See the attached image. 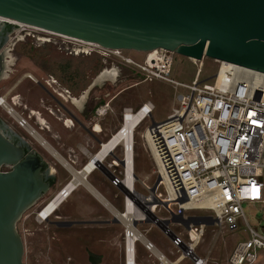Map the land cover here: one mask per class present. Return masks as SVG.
<instances>
[{"label":"built area","instance_id":"obj_1","mask_svg":"<svg viewBox=\"0 0 264 264\" xmlns=\"http://www.w3.org/2000/svg\"><path fill=\"white\" fill-rule=\"evenodd\" d=\"M94 53L105 59L119 58L136 68L144 79L135 86L163 81L175 91L178 88L189 91V95L176 97L177 106L164 122H153L144 130V146L155 164L151 176L141 180L136 174L135 139L131 151L118 146L112 152L121 163L109 155L113 160L106 166L103 164L109 172L110 185L123 196L122 210H115L121 218L112 215L123 228L124 264H130V261L138 264V245L155 259L156 263L152 264H179L181 259L208 264V256L200 258L197 249L210 226L197 225L198 218L205 217L206 223L215 222L214 226L234 232L241 222H246L244 204L264 205V73L214 61L219 68L214 83L207 84L200 79L207 60L204 56L201 61L189 59L197 67V73L192 84L185 85L171 78L177 56L173 52L158 49L146 53L144 63L126 57L124 51L95 46L88 55ZM114 69L108 70L112 72ZM30 80L35 81L32 77ZM2 98L0 108L4 107ZM5 102L10 105L6 97ZM147 106L149 108L145 110ZM108 107L99 106L97 117L104 118ZM140 108L139 112L145 111L143 122L152 120L154 104L147 102ZM128 112L134 110L124 108L122 119ZM18 118L20 128L33 129L28 120L19 114ZM114 137L112 134L109 139ZM107 141L99 147L102 148ZM118 149L122 151L120 157L115 155ZM82 154L88 162L95 153L82 148ZM68 163L73 168L77 165L73 160ZM63 168L71 179L51 202L66 195V188L74 180L70 171ZM115 198L118 199V195ZM50 204H45L42 209ZM41 210L35 218L39 224L47 222ZM144 226L148 228L141 230ZM153 228L169 239L174 260L166 259L147 238ZM174 228L183 229L186 239L181 238ZM248 228L250 239L235 246L229 264L258 263L257 251L264 250V236Z\"/></svg>","mask_w":264,"mask_h":264},{"label":"rangeland","instance_id":"obj_2","mask_svg":"<svg viewBox=\"0 0 264 264\" xmlns=\"http://www.w3.org/2000/svg\"><path fill=\"white\" fill-rule=\"evenodd\" d=\"M6 29L8 28H5V24L1 22L0 54L9 49L14 58L10 59V62L14 63L11 67L10 79L8 78V80L0 82V89H4L5 92L18 84L26 74L40 79L46 78L48 75L57 78L55 74L60 76L61 72L66 73V77L69 74L76 75V79L79 82L77 92H81L94 79L96 83L98 77L107 69L115 68L118 73L117 81H104L97 84L98 87L89 96L90 104H95L99 100H105V96L110 90L114 94L111 102L113 112L104 118L97 117L96 121L97 126L101 127V130L105 131V129H108L113 134L117 133L123 125L122 116L124 108L127 107L136 112L147 102L154 104L155 111L152 120H146L142 125L137 127L134 135L136 174L141 180H144L147 176H151L155 169V164L144 146L145 143L142 139L144 130L148 124L152 125L153 122H164L171 115L173 108L177 106L176 97L179 95H189V91L184 88H178L175 91L171 85L163 81L146 82L135 86L143 81L144 77L136 68L126 65L119 58L105 59L96 53L92 55H75L73 50L78 49V44L74 42L55 36L46 37L33 31H23L17 34L13 28L11 30ZM41 37L48 38V41L39 40ZM124 55L137 63H144L146 59V53L125 51ZM1 59V61H5V57L4 59L1 57ZM218 68V63L213 60L207 59L204 61V68L200 77L201 81L212 85L215 81L214 77L217 74ZM196 73L197 67L188 58L181 55L176 56L171 78L179 83L191 85L195 80ZM29 89H32V83L28 79H25L13 95H16L15 98L19 102L28 106H34L35 94L39 93L40 95L43 91L36 87L34 94H32V90L29 91ZM8 102L11 104L10 100ZM15 111L17 112L16 108ZM17 113L19 114V112ZM22 117L25 118V116ZM0 119L17 134L26 140L32 141L35 151L48 162L50 167H53L58 172L57 181L53 184L52 189L18 223V231L25 245V264H92V258L94 260L99 259L97 264H124V257L121 251L122 236L120 234L123 229L120 225L106 223L104 225H75L70 228H58L53 224L55 221L112 222L115 219L83 187H80L47 222L43 224L36 222L37 213L71 179V176L40 143L33 139V136L20 128L15 119L10 117L2 108H0ZM39 120V123L43 125V120ZM60 128L58 126L55 132L49 134L38 131L37 128L35 130L66 161H69V151L73 148L75 153L71 155L78 156L77 158H79L75 169L81 170L87 164V158L77 150V147L79 143L84 144V142L82 138L77 136L76 132H66L68 136L64 137L60 133L62 130ZM62 131L64 132V130ZM56 136H61V140L56 139ZM109 138L110 136L106 137L104 141H107ZM99 150L100 147L97 144L90 151L97 154ZM96 154L90 156L88 161ZM121 154L122 151L120 149L116 150L115 155L120 157ZM111 160L110 157L107 158L104 165L110 163ZM88 181L106 200L113 203L117 209L122 210L123 196L110 185L107 176L103 172L96 171L89 177ZM115 195H118V199L115 198ZM243 210L246 222H241L238 230L234 232L214 225L206 228L203 241L197 249V254L200 258L205 259L209 255L207 254L209 250H212L213 253L219 251V256L215 259L211 258L209 260L208 256V264H228L227 257H230L235 246L240 242L250 239L248 227L264 236V205L244 204ZM162 215L166 216L165 213ZM55 217H60V220ZM146 228L148 226L140 229ZM174 229L179 233L181 238L186 239L183 229ZM147 238L158 246L166 247L170 245L169 239L156 228L151 230ZM204 248L207 249L203 251ZM257 255V264H264V250H258ZM174 259L175 256H173ZM182 264L195 263L186 260Z\"/></svg>","mask_w":264,"mask_h":264},{"label":"water","instance_id":"obj_3","mask_svg":"<svg viewBox=\"0 0 264 264\" xmlns=\"http://www.w3.org/2000/svg\"><path fill=\"white\" fill-rule=\"evenodd\" d=\"M0 17L105 50L163 49L264 73V0H0ZM52 168L13 140L0 119V264H25L17 226L50 191ZM106 223L119 225L117 219L53 222L58 228ZM214 223L199 217L197 225Z\"/></svg>","mask_w":264,"mask_h":264},{"label":"flooded vegetation","instance_id":"obj_4","mask_svg":"<svg viewBox=\"0 0 264 264\" xmlns=\"http://www.w3.org/2000/svg\"><path fill=\"white\" fill-rule=\"evenodd\" d=\"M5 28H8L9 30H11L12 28L14 29L13 25L11 24H7V26L5 25ZM5 39L3 40L5 41ZM1 60L2 59L0 54V76H1V72L3 71V68L5 67L3 61ZM55 75L57 78H55L52 75H48L46 78H40V79H37L32 75L31 76L24 75L25 77L21 78L19 83L13 86L9 91L5 92L4 89H0V97H6L7 101L10 100L12 105L9 102L8 103L11 106L15 107L17 112H19V114L21 113L22 116H25L30 126L33 127L34 129L37 128L38 131L49 134L51 132H55L56 128L60 126L61 127L60 129L64 130L67 133L76 132V134H78L79 132H83L85 136H87L88 140L87 142H85V144L79 143L77 147V150H79V152L82 153V148L85 149L93 148L92 147L93 145L91 143L99 144L98 142L100 140H98V138L96 137V131L97 129H101V127H98L96 124L97 121L96 109L99 106L109 105L107 109L108 110L107 115H109V113H112L113 109L111 108V102L113 98L112 95L113 93L110 90L105 96V100H99L98 103L90 104L89 96L92 93V91L96 87H98V85H95V79L92 81L90 85H88V87H85L81 92H77L79 89V84H78L79 82L76 79V75L69 74L68 77H66L67 74L62 72L60 76L57 74ZM29 77H32L35 81H31ZM25 79H28V81L32 83V89H29V91L32 90V94H34L35 92L34 90L36 87L40 88L43 91V93L40 95L39 93H36L37 95L35 94L34 96L35 101L33 102L34 106L31 105L28 106L27 104H23L19 102L15 98L16 95H13L15 90L21 85V83H23ZM6 80L8 79H3V80L1 79L0 82ZM87 91L89 94L83 105L79 107L78 105L74 104L72 98L80 99L82 95L85 94ZM37 118L43 120V125L39 123L40 120ZM67 121L72 122L71 126L69 127L67 126ZM2 125L4 127L5 132L13 140H15L18 143L20 142L21 144H25L28 147L35 150L32 141L26 140L25 138L17 134L12 128L8 127L3 121H2ZM55 138L61 140V136L58 137L56 136ZM74 153L75 151H73L72 148L70 151L69 160L76 161L78 164V161L74 159L75 155L73 156L71 155ZM54 170H55L54 175L57 177L58 172L56 169ZM100 171L103 172L102 170ZM47 176L50 177L49 172ZM56 181H51V189ZM55 218L60 220V217H55ZM73 222H79V221H73Z\"/></svg>","mask_w":264,"mask_h":264},{"label":"bare ground","instance_id":"obj_5","mask_svg":"<svg viewBox=\"0 0 264 264\" xmlns=\"http://www.w3.org/2000/svg\"><path fill=\"white\" fill-rule=\"evenodd\" d=\"M0 21L5 24L7 26V24H11L13 25L14 29L16 30L17 34L22 33L23 31H33L36 33H39L40 35L43 36H55V37H60L63 39H66L70 42H74L76 44H78V49L77 50H73L74 53L76 52L77 55H81V54H89L94 48L95 45L93 44H89V43H85L83 41L80 40H75V39H71V38H67V37H63L57 34H53L50 32H46L44 30L38 29V28H34L31 26H27L24 25L22 23H18L9 19H4L0 17ZM0 22V23H1ZM39 40H45L48 41V38H44L41 37L39 38ZM2 45V44H1ZM12 49V48H11ZM116 51V50H115ZM11 50L7 49L5 50V52L3 51L1 54V57H5V61L4 63V68L3 71L1 72V76H0V80L2 79H8L11 71V67L13 66V64L10 62V59H12V55H11ZM14 59V58H13ZM13 61V60H11ZM12 64V65H11ZM25 76H31L29 74L25 75ZM25 76H23L22 78H24ZM118 77V73L117 70L114 69L112 72L110 70H106L102 75H100L98 77V80L96 81L95 85L100 84L101 82L104 81H112L115 82L117 81ZM31 78V77H30ZM88 91L83 94V96L80 99H75L72 98V101L74 102V104L78 105L79 107H81L83 105V103L86 101L87 96H88ZM1 104H4V107H2V109H4V111H6L8 113V115L10 117H12L13 119H15V121L18 123L19 118H18V113L14 110L13 106L8 105L5 102V97L2 98L1 100ZM77 106V107H78ZM148 106L145 108V110H148ZM141 109V108H140ZM138 111H134V112H128L127 114H125V118L123 117V125L120 128V130L114 134V138L113 139H109L102 148H100L99 152L97 153V155H95L93 158H91L87 164L81 169H75L73 168L70 163H68V161H66L48 142L47 140H45L39 133L38 131H36L34 128H30V127H25L23 128L26 132H28L31 136H33V138L40 143V145H42L44 147V149H46L63 167L67 168L68 171H70V173L73 175L74 180L69 184L68 188H66L65 192L66 195H60L58 196L53 202H48L46 203V205H48L49 203H51L48 207H46L43 211H42V215L44 217H47V221L53 217L58 210L61 208V206L67 202L70 197L80 188L83 187L93 198H95L103 207L107 208V210H109L110 213H112L114 216H116L117 218H121V216L119 215V213L117 211H115L112 207L103 197L102 195H100L96 189L94 188V186L92 187L88 181L89 177L94 174L97 168H100L104 174H106L107 176H109V172L107 171V169L104 167V163L106 162L107 158L109 157V155L118 147V146H123L126 147L128 151H131V146L132 143L134 141V135H135V130L137 127H139L140 125H142L143 122V115L144 112H139ZM71 121H67V126H71ZM117 134V135H116ZM96 154V153H95ZM131 154L130 152L128 153V159H130ZM95 160H97L95 162ZM106 165V164H105ZM51 173L54 174L55 170L54 168L51 169ZM65 195V196H64ZM53 200V198L51 199ZM45 205V206H46ZM183 261V259H181L179 261V264ZM133 262L130 261V264H132ZM165 264V263H164ZM199 264H204L203 262H199Z\"/></svg>","mask_w":264,"mask_h":264},{"label":"crops","instance_id":"obj_6","mask_svg":"<svg viewBox=\"0 0 264 264\" xmlns=\"http://www.w3.org/2000/svg\"><path fill=\"white\" fill-rule=\"evenodd\" d=\"M108 131V129H105V131L104 130H101V129H97V131H96V137L98 138V140H100V141H104V139L106 138V137H109V136H111L113 133H110L109 131V133L107 132ZM60 133H62L63 134V136L64 137H66V136H68V135H66L67 133L64 131H60ZM77 136H79L80 138H82V141L84 142V144H85V142H87V140H88V138H87V136H85V134L83 133V132H79L78 134H77ZM102 141V142H103ZM83 144V143H82ZM93 146V148L94 147H96L97 146V144H94V143H91ZM93 148H88L89 150V152L90 153H93V152H91L90 150H92ZM70 152V151H69ZM60 154V153H59ZM61 155V154H60ZM62 156V155H61ZM78 156H75V158H76V160L77 161H79L78 159L79 158H77ZM113 160V159H112ZM111 160V161H112ZM97 191V190H96ZM98 192V191H97ZM99 193V192H98ZM100 194V193H99ZM101 195V194H100ZM103 197V196H102ZM104 198V197H103ZM105 199V198H104ZM106 200V199H105ZM112 207H114L113 209L114 210H116L117 208L113 205V203H111V202H109L108 200H106ZM105 208V207H104ZM106 210H107V208H105ZM108 211V213L111 215V217L114 219V217H113V215H112V213H110L109 212V210H107ZM79 222H81V221H79ZM119 225L121 226V224L119 223ZM122 227V226H121ZM123 229V228H122ZM120 234H121V236H122V234H123V230H122V232H120ZM116 240H117V238H116ZM154 243V242H153ZM169 243H170V241H169ZM216 243V242H215ZM214 243V244H215ZM155 246H156V248H157V250L161 253V254H163L164 256H165V258L166 259H168V260H173V256H172V251H173V247L171 246V244L170 245H168V246H158L157 244H155ZM213 248V247H212ZM205 249H207V248H204L203 249V251H205ZM122 251V250H121ZM219 251L218 252H215V253H213L212 252V250H209L208 251V253L207 254H209L208 256H209V260L212 258V259H215V258H217L218 256H219ZM232 254V253H231ZM228 255V254H227ZM231 256V255H230ZM228 258V260H229V256L227 257ZM97 261L99 260V259H96ZM136 261H137V263L138 264H152V263H156L155 262V259L152 257V258H150L149 257V252H147L145 249H144V247L142 246V245H138L137 246V256H136ZM184 261H186V260H183L180 264H182ZM229 264V263H228Z\"/></svg>","mask_w":264,"mask_h":264},{"label":"trees","instance_id":"obj_7","mask_svg":"<svg viewBox=\"0 0 264 264\" xmlns=\"http://www.w3.org/2000/svg\"><path fill=\"white\" fill-rule=\"evenodd\" d=\"M112 95H114V94H112ZM98 263V261L97 260H94L93 258H92V264H97Z\"/></svg>","mask_w":264,"mask_h":264}]
</instances>
